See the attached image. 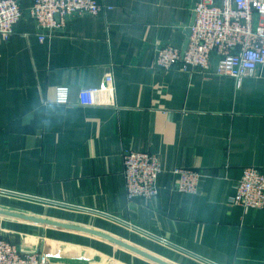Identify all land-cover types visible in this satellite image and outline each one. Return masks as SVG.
I'll return each instance as SVG.
<instances>
[{"label":"crops","instance_id":"1","mask_svg":"<svg viewBox=\"0 0 264 264\" xmlns=\"http://www.w3.org/2000/svg\"><path fill=\"white\" fill-rule=\"evenodd\" d=\"M32 1L0 37V210L74 228L0 214V239L49 264H264V208L230 204L244 168L264 172V66L239 85L159 69L196 0H96L43 41ZM126 149L159 159L156 198L126 199ZM176 168L203 175L196 194Z\"/></svg>","mask_w":264,"mask_h":264},{"label":"built area","instance_id":"2","mask_svg":"<svg viewBox=\"0 0 264 264\" xmlns=\"http://www.w3.org/2000/svg\"><path fill=\"white\" fill-rule=\"evenodd\" d=\"M105 10L96 0H33L29 17L39 30L40 41L54 35L78 14L98 15ZM193 23L185 50L163 45L157 48L156 66L164 71L181 64L183 72H202L229 77L239 85L243 78L264 66V0H196ZM21 0H0V37L10 39L22 20ZM217 57L214 63L213 58ZM58 103H67L68 88L59 87ZM127 200H152L159 194L158 177L164 172L156 155L126 149L122 154ZM174 187L196 194L203 175L195 170H169ZM232 206L244 210L264 208V172L254 166L243 169L234 182ZM0 264H49L42 253H23L17 245L0 239Z\"/></svg>","mask_w":264,"mask_h":264},{"label":"water","instance_id":"3","mask_svg":"<svg viewBox=\"0 0 264 264\" xmlns=\"http://www.w3.org/2000/svg\"><path fill=\"white\" fill-rule=\"evenodd\" d=\"M187 45H188V42L186 44V46L184 47L183 50H185L187 48ZM1 192H5V193H10V192H7L5 190H0ZM0 214H5V215H10V216H14V217H21V218H24V219H28V220H31V221H34V222H39V223H46V224H52V225H56V226H62V227H67V228H74L72 226H68V225H63V224H59L57 222H50V221H47V220H42V219H38V218H33V217H27V216H23V215H19V214H14V213H10V212H4V211H1L0 210ZM126 223V222H125ZM88 231V230H87ZM137 252H140L137 250ZM142 255H146L147 257L151 258L152 260H155V261H158V262H161L160 260H158L157 258L155 257H152V256H149L147 254H144L142 252H140Z\"/></svg>","mask_w":264,"mask_h":264}]
</instances>
